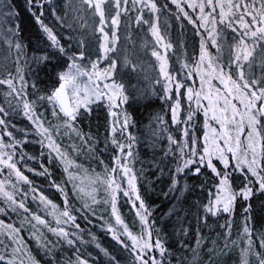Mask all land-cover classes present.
I'll return each mask as SVG.
<instances>
[{"label":"snow or ice","instance_id":"snow-or-ice-1","mask_svg":"<svg viewBox=\"0 0 264 264\" xmlns=\"http://www.w3.org/2000/svg\"><path fill=\"white\" fill-rule=\"evenodd\" d=\"M230 262L264 264V0H0V264Z\"/></svg>","mask_w":264,"mask_h":264},{"label":"trees","instance_id":"trees-1","mask_svg":"<svg viewBox=\"0 0 264 264\" xmlns=\"http://www.w3.org/2000/svg\"><path fill=\"white\" fill-rule=\"evenodd\" d=\"M140 112H141L144 116H146V113H144V110H143V109H141ZM123 211H125V213H127V209H126V208H125ZM230 264H232V262H230Z\"/></svg>","mask_w":264,"mask_h":264}]
</instances>
